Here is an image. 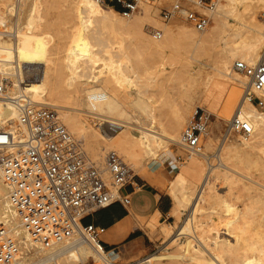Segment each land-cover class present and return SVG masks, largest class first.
Here are the masks:
<instances>
[{
	"label": "bare ground",
	"instance_id": "obj_1",
	"mask_svg": "<svg viewBox=\"0 0 264 264\" xmlns=\"http://www.w3.org/2000/svg\"><path fill=\"white\" fill-rule=\"evenodd\" d=\"M235 2L237 1L224 0V4L220 5L221 3H219L215 12L211 13L214 20L213 30L225 29L229 31V34L222 33L220 37V40L224 43L226 54L221 55L213 74L210 75L196 66L197 55L204 49L205 42H207L204 38L205 35H202L204 32L198 33L188 29V31L174 33L170 29L164 32L163 41H155L149 35L152 34L153 30H149V27L145 29V23L151 19L149 11H143V19L133 17L124 22L116 17L117 13L112 8L100 6L95 0H77L75 15L78 29L71 36V46L68 49L67 61H65L67 62L65 68L68 69L70 75L59 77L61 75L59 70L62 67L57 66L58 60L55 58L58 46L54 43L51 44L54 34H56L55 28L59 22L55 14L58 0H21L18 9L22 7V10L17 15L14 43L11 44L0 37V76L10 80L12 95L21 92L37 106L51 105L57 108L58 118L68 129L70 136L83 143L90 160L100 170L103 169L104 171L106 154L115 152L123 156L124 162L129 166L130 171L137 173L143 167V162L146 159H153L164 152L169 156L167 152L168 144L180 143L179 129L182 128L181 125L180 128L179 126L171 128V132L168 133L162 131L163 134H160L156 127H152L153 125L143 124L139 125L137 130L131 132L122 129L115 137L103 133L99 135L93 131V128L83 117L70 113V109L73 108L62 106L64 96L67 97L71 92L80 95L82 97L81 101L84 103V107L81 108L87 107V110L93 109V112L97 109L100 111L99 113L102 112L103 114L100 117L116 116L119 119L135 120L140 123L144 120L142 114L148 115L149 108L158 109L172 102V98L170 100L166 96L168 90L165 85L174 81L179 75L189 73V68L192 65V78L197 80L198 90L202 91L205 101L211 107L220 105L224 101L222 116L225 120H229L242 96L238 87H243L247 81L244 76L233 73L231 63L235 58H239L241 62L255 65L259 59L261 38H264V24L258 22L255 13L251 12L246 6L240 14L239 11L233 8ZM10 3L11 0H0V24L6 25V17H3L2 14H8L13 10ZM260 4V7H264V0H260ZM3 6L5 9L2 8ZM228 17L237 20L241 28L229 27ZM89 22L109 33L116 45V51L112 50L101 38L102 32L96 29H92L93 31L88 30L87 23ZM236 26L238 25L236 24ZM128 37H133L136 40L135 42L139 43L148 55L147 60L141 64L139 74L131 69L132 76L122 75L123 70H117L114 65L120 66L117 63L122 60L117 63L114 61L119 57L123 58V63L128 61V56L124 51V38ZM91 38L94 39V43L91 42ZM235 38L241 40L239 41L241 44L231 41ZM180 41L184 43L179 44ZM95 47L100 48L96 51L94 50ZM134 49H136V46ZM50 50H52L51 53ZM167 51L174 54L170 62L165 60ZM133 52L134 55L137 54L135 50ZM186 53L190 55L187 56ZM98 59H103L101 62L106 65L110 73L109 76L101 77L93 72V65L99 61ZM134 63L136 66L137 62ZM167 65H177L178 67L176 70L167 73ZM104 70L100 71L103 72ZM30 74L37 76V81H31L33 83L23 85V78ZM22 85L23 87H21ZM123 86L129 89L138 88L134 100L129 98L127 91L121 93V87ZM158 94L160 98L155 100V95ZM46 97L49 98V102H47ZM126 106L134 107V110L137 109L140 112V117H131L129 112L125 110ZM74 109L77 111L78 108ZM95 112L93 114L98 116ZM235 116L248 123L252 130L249 139H242V146L252 148L257 145L258 140L264 139V112L261 113L255 106L243 100V103L237 108ZM17 118V112L13 107L0 102V127L5 124L12 126ZM150 118L152 119L149 116L148 120ZM206 135L208 136L207 133ZM251 138L253 141H250ZM241 148L239 150L235 148L227 149L226 161L239 159L243 152L240 151ZM83 154L85 159L91 162L86 158V153L83 152ZM205 156L201 150L198 155L192 156L190 158L192 160L191 164L182 171L180 169L181 174L176 178L175 187L170 185L173 188L171 190L174 201L173 215H178L179 208L184 209L189 206L190 209L183 226L176 230V235L170 225H166L160 232L164 242L169 241L170 243L173 234L176 237V239L173 238L174 240L170 244V252L164 255V257L169 258L166 264H264V244H262V240L259 244L250 243V240H247L249 235L247 232L248 226L251 222L254 223L253 218L256 214L254 209L256 205L254 208L252 207L254 203L245 204L239 212L234 211L228 201L221 202L220 195H216V189L214 190L209 182V174L203 178L199 190L193 195L194 191L191 189L189 182L201 178V172L195 170L198 165V159L196 158H205ZM244 156L242 158L246 157ZM240 160L242 161V159ZM243 161L245 162L246 159ZM246 163L248 162L246 161ZM257 167L260 166L257 165ZM250 169L253 168L250 167ZM105 176L107 177L106 172H104ZM220 180L224 182L229 190L234 184L225 173L221 174ZM217 205L223 208L225 213L233 216V219L229 218L230 220L226 219L227 221H224L225 226L223 228L226 227L225 236L232 241L223 239L215 226L211 224L206 231L203 230V234L200 232L203 236L202 238L197 237V245H191L190 233L193 231L197 216L208 212L207 215L210 217L214 214V207ZM0 219L6 223L9 237L16 241L18 246L19 254L13 264H74L76 262L86 264L90 259H93L97 264L96 255L93 253L94 257H92L93 251L85 245L75 244L69 247L61 244L42 247L33 244L29 234L22 227L18 213L9 205L7 183L1 178V174ZM156 224L157 215L153 217L152 223L147 227L151 236L155 233ZM254 236L256 237V235ZM127 263L165 264L157 263L153 255Z\"/></svg>",
	"mask_w": 264,
	"mask_h": 264
},
{
	"label": "built area",
	"instance_id": "obj_2",
	"mask_svg": "<svg viewBox=\"0 0 264 264\" xmlns=\"http://www.w3.org/2000/svg\"><path fill=\"white\" fill-rule=\"evenodd\" d=\"M20 1L14 2L13 17L18 15ZM156 1L95 0L100 6L112 8L124 20L133 18ZM170 1V7L160 12L161 19L169 22L182 17L194 31L201 33L209 28L210 14L220 0ZM259 20L264 24V13ZM15 30L16 23L11 30L0 24V37L14 40ZM152 34L156 40L162 38L159 31ZM232 69L247 80L244 101L264 108V47L255 65L236 61ZM0 102L13 107L18 115L12 126L0 127V174L7 183L9 205L18 213L33 244L42 247L81 244L93 251L97 264H129L117 258V249L107 250L103 246V228L82 224L86 217L99 210L114 204H130L122 194L132 179L128 166L115 152L106 154L104 171L87 161L81 145L61 124L56 110L33 104L21 92L12 95L10 83L3 76H0ZM209 122L206 112L196 110L184 126L180 146L187 159L202 150ZM251 133L250 125L235 116L227 124L222 142L230 134L247 140ZM181 162L184 161L178 157L176 164ZM18 254L16 241L9 237L6 223L0 219V264H13ZM86 264H95V261L90 259Z\"/></svg>",
	"mask_w": 264,
	"mask_h": 264
},
{
	"label": "rangeland",
	"instance_id": "obj_3",
	"mask_svg": "<svg viewBox=\"0 0 264 264\" xmlns=\"http://www.w3.org/2000/svg\"><path fill=\"white\" fill-rule=\"evenodd\" d=\"M76 1L77 0H58V3H57L58 6L56 7V11H55L56 17L58 18L59 22H58V26L55 28L56 34H54V38H53V41L51 44L54 43L58 46V48L56 50L57 55L55 56V58L58 60L57 66L59 65L62 67L61 70H59L60 71L59 74H61V75L58 74L59 77H66V76L70 75V72L68 71V69L65 68L66 64H67V62H65V61H67L66 57L68 54V49L71 46V36L78 29V25H77L78 22L76 20V15H75ZM236 1L237 2H235L234 6H233L234 9L239 11V13L241 14L243 8L246 6L249 8V10H251V12L255 13L257 21L258 22L260 21L259 20L260 14L264 13V7H260V5H261L260 0H236ZM14 2H15V0H11L10 5L12 4L11 6H14ZM171 3L172 2L170 0H168V2H167V0H158L153 5H148V6L144 7L138 15L134 16L137 19H143L144 18L143 17L144 16L143 11H149L151 13L149 16L151 19L149 22L145 23V29H147L149 27V30L161 32L162 38L160 40H156L154 38L153 34H149L155 41H163V39L165 37L164 32L167 30H170V29L172 31H174V33L188 31V29L193 30L189 25H187L185 23V21L183 20L182 17H179V18L174 19V20L169 21V22H164L161 19V17H160L161 10L162 9H168L170 7ZM219 3H221L220 5H223L224 0H220ZM2 8L5 9L4 6ZM21 10H22V7L20 9H18V13H20L19 11H21ZM10 12L8 14H4V13L2 14L3 17H6V26H7L8 30L12 29V26L15 25L14 23H16V20L18 17L17 15L15 17H13V12H14L13 10ZM206 14H209V13H206ZM19 16H21V15H19ZM116 17L118 19H120L121 21L126 22V20H124L119 14H116ZM210 18H211V24H210L209 28L206 31H204V33H202V35L203 34L205 35V36L204 35L203 36L207 42H205L204 49L201 50L200 54L198 53V55H197L196 66L200 67L203 72L211 75V74H213L214 69L216 68L217 62H218L219 58L221 57V55L226 54L225 50H224V47H225L224 43H223V41L220 40V37L222 36V33H224L225 35H228L229 31H227L225 29L224 30H213L214 20H213L212 14H210ZM227 23H228L229 27L233 26L235 28H239V29L241 28V26L239 25L237 20H233V18H231V17L227 18ZM236 24L238 26H236ZM87 25H88L89 31H93L92 29H96V30L102 32L101 38L105 41L106 44H108L111 47L112 50L116 51V45L114 44V40L112 39L111 36H109V33L107 31L100 29V28H97V26L92 22L87 23ZM4 40L11 43V44L14 43V40H12V39L4 38ZM90 40L92 43H94V39L91 38ZM135 41L136 40L133 37L124 38V43H125L124 51L126 52V54L128 56L127 62L124 61V63H123L122 57L114 59V61H116V63L119 62L120 60H122L119 63H117L120 66L114 64L115 68H117V70H119V71L123 70L122 75L132 76L131 69L134 70L137 74H139L142 62L147 60V58H148L146 51L144 52V48H142L141 45ZM231 41L236 42V44H238V43L241 44V42H239L241 40H238L236 38L234 40L232 39ZM249 41H250V39H249ZM180 43H181V41L179 42V44ZM183 43L184 42H182L181 44H183ZM135 46H136V49H134ZM262 47H264V38H261L259 56H260ZM99 48L100 47H95L94 50L97 51V50H99ZM133 50L136 51V53H137L136 55L133 54L134 53ZM183 50H182V52H183ZM51 52H52V50H50V53ZM185 55L189 56L190 54L186 53ZM173 57H174L173 52H171V51L166 52L165 60L167 62H170ZM101 61H103V59H100L99 61H97L93 65L94 66L93 72L97 73L101 77H107L110 75V73L107 70V67L104 64V62H101ZM236 61H239V58H235V60L232 61V63H231V70L232 71H233L232 66H233L234 62H236ZM134 62H137L136 66H135ZM177 67H178L177 65H167L166 69H168V70H166V71H167V73H169L172 70H176ZM192 68L193 67L191 65V67L189 68V73H186L185 75L181 74L174 81L168 82V84L165 85L166 89L168 90V91H166V96L168 98H170V100L172 98V100H171L172 102H170L169 105L162 106L158 109L154 108V107L149 108L148 109V115L142 114V117L144 118V120L141 121L140 123L136 122L135 120L128 121L125 119H119L116 116L109 117V118L100 117L103 114H102V112L99 113L100 111L97 109L94 110V112L97 111V112H95V114L97 113L96 115H98V116H95L93 114L94 112L92 111L93 109H90L93 112L92 113V112H89L90 110L86 109L87 107L81 108L84 105V103L81 101L82 97L80 95L74 93V92H71V94L67 95V97L64 96L65 97L64 98V104H62V106H65V107L67 106V108L68 107L73 108V109H70V113L73 115H78V116L83 117L87 121V123L90 125V127L93 128V131H95L97 134L101 135V133H103V134H106L110 137H115L116 135H118L117 133L122 129H124L127 132L137 130L139 125H143V124L153 125L152 127H156L158 129V131L160 132V134H163L162 131H165L166 133L171 132V128H173V127L176 128L178 126L180 128V125H181L182 128L179 129V136H181V133H182L184 126L192 118L191 116L194 115L196 110L206 112L210 116V122H209L208 132H207L208 136L206 135V137L203 139L202 144H201V147H202L201 151L204 152V154L206 156H205V158H201V157L196 158V159H198L197 160L198 165H197V168L195 170H198L197 172H199V171L201 172V178L198 180H195L194 182L193 181L189 182L191 189H193V191H194L193 195H195L196 191L199 190L203 178L205 176H207V174H209V182L211 184V187L214 190L216 189L215 190L216 195H220L219 197L222 198L221 202L228 201L232 205V209H234V211L239 212L243 209V206L245 204L254 203V204H252V207L254 208V206L256 205L255 206L256 208H254L256 214L254 215V218H253L254 223L251 222L250 225L248 226L249 228L247 227L248 228L247 232L249 234V235L247 234L248 235L247 240L248 241L250 240L249 241L250 243H256V244H259L260 240H262V244H264V236H262V235H264V231H261V230H264V139L258 140L257 145L252 147V148L242 146V138H241V136L236 135V134H230L228 136V139L226 141L224 140L225 141L224 143L222 142V137L226 131L227 124L234 117V114H235L237 108H239V106L243 103V100H244L243 99V92H244L245 85L243 87H238L241 90L242 96L240 97L238 105H236V107L233 111L234 113H232L229 120H225L222 116L224 101H222V103L220 105H217L215 107H211L205 101V99L203 98L202 91L198 90L199 88H198L197 80L196 79L194 80L192 78ZM103 69H105L103 72L100 71ZM233 73H236V72L233 71ZM37 78L38 77L33 76V74L27 75V76H25V78H23V83H24L23 85H26V83L29 84V83L35 82V81H37ZM8 81L10 83L11 90H12V84H11L10 80H8ZM26 81H28V82H26ZM31 81H33V82H31ZM23 85L21 87H23ZM125 88H127V89H125ZM133 89L132 88L129 89L128 87L123 86V87H121V91H122L121 93L123 94V93H125V91H127L129 98L131 100H134L136 97V92L138 91V88L133 87ZM68 97H70V98H68ZM159 98H160V95L158 94V95H155L154 99L159 100ZM48 100H49V98H47V102H49ZM38 106H45V105H38ZM47 107H51V108L55 109L57 112V108H55L51 105H48ZM74 108H78L77 111ZM134 109H135L134 107H132V108H130L128 106L125 107V110L127 112H129L131 117H134V116L140 117V112L137 109L136 110H134ZM256 109L258 111H260L261 113L264 112V108H262V109L256 108ZM78 110H80V111H78ZM105 115H107V114H105ZM149 116L152 117V119L150 118L151 120L149 119L151 122L148 120ZM178 121H180V122H178ZM60 122H61V120H60ZM61 124L63 125L62 122H61ZM100 127H101V129H100ZM66 130L68 132L67 128H66ZM104 131H107V132H104ZM73 139L81 145L82 151L85 152L87 155L86 158L88 160H90V157L87 154L83 143L81 141H78V139H75V138H73ZM250 141H253L252 138ZM168 145L169 146L167 147V152H168L169 156L166 154V152L160 153L156 157H154L153 159H151V158L146 159L143 162V167L140 168L141 170H138L139 173L138 172L134 173L131 170V177L138 176V177L144 178L149 173L150 167L162 165V164H164V162H167V161L170 163H174V165H175L176 173L173 176V178L168 182V184L166 185V188H165V191H166L167 195L169 196L170 202H171V208H172L171 214H170L171 219L169 221L161 224V225L158 224V222H157V224L155 225V229H154L155 233L153 234V236L150 235L149 229L147 228L152 223L153 217L144 218L140 222V224H141L140 228L143 230V232L147 238L146 243H148V245L150 247L149 253L145 257L141 258L140 260L145 259V258L153 255L155 257V261L157 263H165V264H166V261L169 260V258L164 257V255H167L168 252H170L169 251V249L171 248L170 244L174 239H176V237H175L176 230L183 226L184 220H185V218L188 214V211L190 209L189 206H187L184 209L179 208L178 215L177 216L173 215L172 212H173V208H174V201H173V198L171 196V194H172L171 190L173 189L171 186L175 187L177 176L179 174H181V171L183 169L187 168L188 165H190L192 162L191 159H187V155L184 152V150L181 148L179 142L168 144ZM239 146L242 147L241 148L242 150H240V151L241 152L243 151L242 155L239 157V159L234 160V161L233 160H227L226 161V156H225L226 150L230 149V148L231 149L235 148V149L239 150V148H240ZM116 154L124 162L123 156H120L118 153H116ZM247 154L249 157L247 156ZM243 156L245 158H242ZM178 157L181 158L184 162L176 164V159ZM206 157H207V159H206ZM247 158L249 161L247 160ZM240 159H242V161ZM245 159L248 163H246V161L245 162L243 161ZM147 160H149V161H147ZM239 160L241 161V163ZM251 161L253 162L252 164H251ZM242 162H244L243 165H241ZM238 163L240 166L238 165ZM256 164L259 165L260 167H257ZM249 165H251V166H249ZM253 165H255V166L253 167ZM198 167H200V168H198ZM250 167L253 169H250ZM128 168H129V166H128ZM180 169H181V171H180ZM222 173H225L226 175H228L230 177V179L235 184V186H233L234 184L231 186L230 190L228 189V187H226L224 182L220 180ZM105 178H107V177L105 176ZM148 183L152 186H157V184L155 182L148 180ZM196 183H198V184H196ZM214 209H215L214 214H212L210 217H208V215H207L208 212H204L205 214L202 213L201 215L197 216V219H196L197 222L195 221V223L193 225V231H192V232H194L193 233L194 235L192 234V232L190 233V236H191L190 241H192L191 245H197V243H198L197 242L198 240H196L197 237L200 236L199 238H202L203 232L206 231L207 228L209 226H211V224H213L215 226L219 235L223 236L222 237L223 239H228V240L232 241L227 236H225L226 227H225V229H223V228L225 226L224 221L226 219L228 220L229 218L233 219V216L225 213L224 209L220 208L218 205L216 207H214ZM166 225L172 226V228L174 230L173 232L175 234V235L173 234L172 239L170 240V243H169V241L164 242L163 238L160 236V232L163 230V228ZM260 227H262V228H260ZM198 228H200V229L198 230ZM257 229H259L258 232H257ZM200 232H202V234ZM260 232H262V233H260ZM254 235H256V237ZM93 255L94 254L92 252L91 256L94 257Z\"/></svg>",
	"mask_w": 264,
	"mask_h": 264
},
{
	"label": "crops",
	"instance_id": "obj_4",
	"mask_svg": "<svg viewBox=\"0 0 264 264\" xmlns=\"http://www.w3.org/2000/svg\"><path fill=\"white\" fill-rule=\"evenodd\" d=\"M144 177L133 176L122 191L130 204L122 206L114 204L86 217L83 225L103 228L105 233L101 242L107 250L117 249V258L122 262H135L145 257L150 247L146 236L140 228L144 218L157 215L158 224L171 219V202L165 188L176 173L174 163L164 162L162 165L149 168ZM149 181L155 182L152 186Z\"/></svg>",
	"mask_w": 264,
	"mask_h": 264
}]
</instances>
